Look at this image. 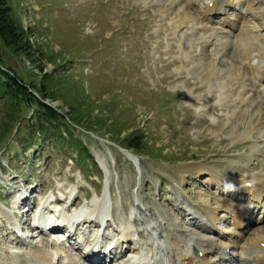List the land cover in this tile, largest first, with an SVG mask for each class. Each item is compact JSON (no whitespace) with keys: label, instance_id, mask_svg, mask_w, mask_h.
<instances>
[{"label":"rangeland","instance_id":"374dc122","mask_svg":"<svg viewBox=\"0 0 264 264\" xmlns=\"http://www.w3.org/2000/svg\"><path fill=\"white\" fill-rule=\"evenodd\" d=\"M167 1L12 0L41 55L30 60L14 54L0 40L5 64L30 85L48 84L51 93L42 100L68 117L74 110L93 109L95 115L115 125L111 127L122 129L123 135L135 129L139 133L134 140L138 148H128L110 132L78 125L75 133L91 152V157L79 160L69 138L61 143L41 133L37 119H32L34 101L23 96L4 101L0 83V264H30L33 249L41 246L57 252L63 264L70 256L88 264L76 247L77 238L100 231L112 237L110 244L117 239L115 243L129 255L133 251L123 226H135L134 214L145 220L143 226L153 223V217L161 218L160 214L163 223L176 220L188 225L189 206L202 208L209 202L215 207L214 194L225 193V185L221 188L210 181V172L215 176L225 173L230 163L250 152L254 140L236 137L247 125L237 117L231 119L228 108L212 100L207 93L209 84L193 70L205 56L197 35H186L172 26L176 17L185 16V10L193 11L196 18L199 12L188 0L173 5ZM236 1L237 11H244L250 3L256 14L245 12L244 20L264 35V0ZM237 31L229 32L227 26L222 33L210 27L206 33L210 39L221 33L228 37L225 47L223 43L215 49L207 46L208 54L222 59L223 69L237 56L233 49L240 44ZM257 41L264 45V40ZM248 94L254 96L251 91ZM259 119L264 116L256 112L246 122L257 124ZM49 130L52 133L51 126ZM128 150L142 154L132 157ZM92 159L98 162L97 168ZM82 206L89 210L84 215L87 218L68 229L50 231L34 219L39 212L49 217L69 215ZM90 207L101 208L100 213ZM260 208L251 209L244 218L247 227L241 241L246 244L257 230L264 229V221L257 219ZM222 214L218 209V216ZM231 218L228 212L218 225L225 235ZM75 226L74 237L64 239V231L69 233ZM213 236L229 238L218 232ZM226 252L218 264L240 263L236 247ZM252 256L247 264H256Z\"/></svg>","mask_w":264,"mask_h":264},{"label":"bare ground","instance_id":"6f19581e","mask_svg":"<svg viewBox=\"0 0 264 264\" xmlns=\"http://www.w3.org/2000/svg\"><path fill=\"white\" fill-rule=\"evenodd\" d=\"M177 1L168 0L167 2L173 5ZM188 2L192 4L194 10L199 12L200 17H193V11L185 10L183 12L185 16L176 17L178 21H172V26L177 30H182V33L186 35H197L201 45L204 48L206 47L205 49L201 47L205 56L201 57L192 68L196 73H200L205 82L209 84L207 93L212 97V100L215 99L218 105L228 108L231 119L237 117L240 123L247 125L243 131L235 133L236 137L242 140L252 138L254 145L251 146L250 152L241 155L235 163H230L225 173H218L215 176L214 173L210 172L209 179L212 180V183H216L221 188L224 185L227 187L225 193L223 192L224 194L222 192L214 194L215 201H217L215 207H212L209 202L202 208L189 206L188 211L192 215L188 225L174 219L172 220L178 224L167 220L166 223H163V217L160 214L161 218L159 216L153 217V223L148 222V225L143 226L145 220L142 222V218L136 213L132 217L135 226L132 228L128 223L123 226L124 236L127 241L131 242L130 246L133 252L125 255L123 253L124 249L117 242L114 254L121 258L118 262L125 261L126 263L137 262L138 260L139 264H218L219 260L226 258L227 248L234 246L239 251V264L249 263L248 259L252 254H254L252 260L256 261V264H264V229L257 230L250 237L249 243L246 244L241 241V235L244 228L247 227V221L244 218L251 209L260 206L257 219L261 222L264 221V120L259 119L260 121L257 124L251 123L253 122L251 120V122H246L247 117L253 116L256 112L262 117L264 116V45L261 42L260 44L256 43L257 40L263 41L264 35H259L254 23L253 26H247L244 20L246 17L245 12L256 14L250 3L244 8V11H237L236 0H188ZM214 14L218 15V20L215 19L216 17L214 18ZM232 16H234V20L231 18ZM239 21L241 22L240 26L238 25ZM210 23L211 26H209ZM227 26L229 32L238 30L239 33H236V35L239 37L240 44L236 45L238 49L233 48L235 55H237L233 57V62L223 69L221 68L222 59L214 56L212 52L208 54L207 46L214 49L219 43H223V47L227 46L228 41L225 42L224 38L228 37L222 35ZM210 27L222 33L210 39L209 36H206ZM254 53L257 54L254 56ZM257 57L261 58L260 61L257 60ZM185 67L188 68L186 65ZM243 72L249 73V78L245 77ZM246 88L247 90L250 89L247 93L244 92ZM250 91L254 96L248 94ZM256 96L261 99L257 100ZM130 156L135 157L133 154ZM209 179L207 180L208 183L212 184ZM227 189L232 192L228 193ZM218 209L223 211L222 215L218 216ZM27 210H30V207ZM204 210L206 211L204 212ZM228 212L232 213L227 228L230 234L225 235L226 233L220 230L218 225L225 221L224 218ZM63 215L64 221H68L69 224L73 221L74 225L80 219L81 213L76 211L71 217L66 214ZM47 217L49 216L41 213V223L45 222V219L47 222ZM198 217L201 219L199 222L194 219ZM78 227L80 226L78 225ZM53 228L59 230L62 226L55 223ZM75 230H77V227ZM217 232L220 236L224 235L229 238L215 239L213 234ZM74 234L72 237H74ZM114 240L117 241V239ZM162 246L164 247L162 248ZM94 247L95 243L93 241L87 245L89 250ZM195 247L198 250H195ZM160 250L163 253H160ZM32 253L33 257L30 264H63L57 252H51L45 247L35 248ZM144 253L146 254L144 255ZM155 255L161 257L152 261ZM85 257L87 259L86 263L95 264L94 260L92 261L93 258L87 255ZM113 263L111 261L108 264ZM1 264H4V262ZM65 264L82 263L75 256H70Z\"/></svg>","mask_w":264,"mask_h":264},{"label":"trees","instance_id":"16d2710c","mask_svg":"<svg viewBox=\"0 0 264 264\" xmlns=\"http://www.w3.org/2000/svg\"><path fill=\"white\" fill-rule=\"evenodd\" d=\"M32 33L25 27L22 19L15 12L12 0H0V40L7 45L14 54L25 56L30 60H35L36 55H41L38 51L36 43L32 40ZM0 83L3 85V100L6 99H19V96H23L26 100L30 99L36 104V109L34 111V116L32 119H37L38 127L42 134H50L58 142L64 143L67 138L71 140V143L76 147L78 151L77 159L85 161L87 155L91 157V152L81 138L75 133V124L82 126L83 128L94 130V131H107L110 132L117 142L122 146L130 147L138 145L134 141L136 135L139 133L138 129H135L133 133L126 136L123 135L119 127H111L108 122V118L103 117V115H95L94 110L86 112H74L71 113V117H67L61 111H57L52 105L44 102L42 99L51 93L49 85L41 82L33 83L30 85L27 80L19 76L15 69L5 64V56L0 52ZM6 95V96H4ZM84 101L88 98L84 95L82 96ZM78 101V98H77ZM98 107V105H95ZM94 107V105H93ZM75 109H79L74 105ZM11 112L9 115H12ZM33 115V114H32ZM94 117L96 119H94ZM57 118L58 121L54 120ZM31 119V118H30ZM128 124V123H125ZM51 126V131L49 127ZM128 129V126H124L123 129ZM49 130V131H48ZM43 131V132H42ZM68 139V140H69ZM128 145H124V144ZM139 143V142H138ZM82 147V148H81ZM136 152V151H135ZM137 154H142L141 151L137 150ZM93 164L97 168L98 162L92 159ZM99 169V168H98ZM99 171H101L99 169Z\"/></svg>","mask_w":264,"mask_h":264}]
</instances>
